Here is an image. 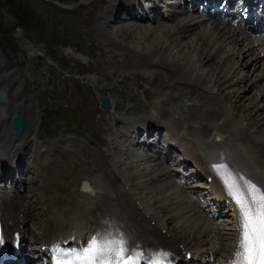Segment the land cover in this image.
I'll use <instances>...</instances> for the list:
<instances>
[{
  "label": "rangeland",
  "instance_id": "1",
  "mask_svg": "<svg viewBox=\"0 0 264 264\" xmlns=\"http://www.w3.org/2000/svg\"><path fill=\"white\" fill-rule=\"evenodd\" d=\"M17 1L25 5L32 16L28 25L22 27L4 6V0H0V83L8 85L9 91L12 92L11 95L16 103V113L26 114L25 109L30 110L32 130L27 141L24 142L25 149L21 148L23 153L29 154L30 157H24L25 160H22L25 169L22 186L15 185L14 180L4 176L0 179V189L7 195L19 196H16L17 200L24 204L28 212L27 226L31 228L33 236L39 238L38 242H32L27 240L26 234L24 240L26 253L35 256L30 262L50 264L51 260L48 257L50 251L43 254L40 252V234L48 226V221L46 222L48 215L44 216L45 212H43L48 206L44 203L48 195L47 182L56 183L58 188L66 186L68 180L66 182L65 179L69 176L63 172L65 167L81 178L96 170L93 163H88L83 149L75 153L76 149L73 148L69 151L65 150V154L60 159L54 157L56 158L54 159L56 161L55 170L48 172L53 163V161L47 162L50 160V154L56 153L58 146L64 148L67 141L71 143V148L75 146L74 143L82 147L84 144L89 145L100 154L104 153V158L105 154L110 156L107 150L112 149L111 157L108 158L113 160L109 163L112 165L110 167L121 171L129 184L126 188H132L139 199L137 203H140V207H144L141 205L143 201L149 205L148 211L153 213V217L158 218L159 222L163 221L162 223L166 226L165 234L167 231L168 234L175 232L190 242H193L195 237L201 239V242L196 241L194 244L200 243L206 248L203 252L205 254L200 255L205 261L211 259L219 245L222 244L221 246L225 248L232 246L236 235L234 214L222 206L215 218L209 216L205 209L211 206L209 202L207 203L210 199H207V194L204 195L206 192L203 194L195 188L196 182L203 178H193L182 184L188 187L192 196H200L201 200L198 202L203 203V206H197V202L191 200L190 195L189 201L184 200L179 203L177 195L171 188L165 186L178 177L163 176L157 166L162 160H152L146 149L132 148L129 145L115 146L113 137L114 134L117 135V132L109 126L116 129L118 125L128 123L124 127L127 128L142 122L161 120L160 115L158 118L154 114L160 106H163L165 115L171 118L172 123L187 121L194 129L196 137L207 133L201 128L202 123L210 120L211 124L213 122L222 124L223 117L217 111H213L218 107L223 109L226 106L225 108L230 111L229 114L237 117L243 124L246 123L244 113L247 109L253 111L248 119L250 117L255 121L263 119L264 122V91L262 90L261 93L258 86L253 87L248 93L243 90L247 86L252 87L253 81L258 82L260 86L262 85L260 81L264 83L263 50H254L250 45L256 38L252 36L244 42H234V39L229 38L222 41L219 46L211 42L199 51L196 34H202L201 25L196 26L192 32L178 36L169 32L166 26L173 24L171 21L159 18L151 21H135L125 18L126 13L123 10L126 6H119L118 15L113 19L108 14L109 10L115 9L112 0ZM147 1L144 0L145 3ZM117 18H119L118 21L114 23L113 21ZM182 18L194 23L201 20L199 14L182 15ZM139 24L149 25L158 31L161 29L165 36L159 38V41L171 45L166 54L168 53L170 57L169 52H172L174 55H188L198 59V62H202L198 67L200 72L209 71V66L203 62L204 53H209L211 57H214V62L210 61V63L213 62L210 65L212 68L228 69L231 67L230 62L233 57L235 64L239 63V66H236L232 72L223 73L225 77H222L219 84L227 81V86L221 88L216 94L212 91L214 94L210 95L203 93V87L187 84L186 77L180 69L165 64L163 60L159 59V64L155 66L129 65L128 52H133L148 60L159 58L147 52V49L156 41L154 36H142L137 28ZM211 24L212 21L208 20L203 23L206 29L210 28ZM258 56L260 60L256 67H251V63L255 62ZM247 77L250 78L248 81L242 80L244 83L240 81ZM206 84L208 88L213 82L208 81L204 85ZM103 88L106 89L104 93L110 95L111 102L116 105L115 107L113 105L108 112L101 109L99 91ZM234 93L246 95L239 101L236 96H230ZM251 98H253V103L250 102ZM184 104H188V107H184ZM255 125L262 133L260 136L264 137V125L258 123ZM83 130L90 132L85 133ZM9 131L13 132L11 125ZM249 131L248 129L246 137L249 136ZM8 137H10L9 134L6 135V139ZM75 137L78 139L74 143L70 142L71 138ZM207 138L197 139L208 141L209 138ZM95 139L104 143L99 145ZM249 143L247 144L249 148L244 147L248 151L246 155L252 154L255 158H259L257 146ZM212 144L213 142H209V146ZM68 147L70 149V146ZM245 150L243 152L236 150V152L246 156ZM7 161L5 163L13 165L11 160ZM41 163L44 166L49 163L47 169H43ZM104 163L107 165V159H104ZM165 164L168 166L167 163ZM4 165V163L1 164L0 168ZM159 172L162 177L158 176ZM189 172V166L182 170L185 176H188ZM20 176L19 173L18 178ZM50 176H54L55 179L52 180ZM181 199L179 197L180 201ZM54 200L56 202V199ZM54 200L49 202L52 209L56 206ZM185 207L187 208L184 210ZM37 211L40 215H37ZM53 213L59 214L55 209ZM199 217L203 220H199ZM195 224L200 230L210 227L211 229L200 235L199 228H193ZM194 230H198L197 235H194ZM217 231L223 233L226 239H219L221 235L216 236ZM206 264H211V262Z\"/></svg>",
  "mask_w": 264,
  "mask_h": 264
},
{
  "label": "bare ground",
  "instance_id": "2",
  "mask_svg": "<svg viewBox=\"0 0 264 264\" xmlns=\"http://www.w3.org/2000/svg\"><path fill=\"white\" fill-rule=\"evenodd\" d=\"M185 1L186 0H176L174 1L172 7L175 8L179 4L185 5L186 4ZM202 1L203 0H199V3L201 5H203ZM225 1L228 2L229 0H225ZM257 1L261 5L264 0H257ZM112 2H113V7H115V9L108 11L110 17L115 19L116 16L118 15V7L126 6L125 10L128 13L127 17L130 20L137 21V18L139 16L138 13L142 8V5L140 3L141 0H130V1L112 0ZM247 2H250V0H245V3ZM153 7L155 10H158L159 8L157 3H154ZM184 12L185 13L188 12V6L185 7ZM182 14L183 13L177 12L174 15L170 16L169 14L162 13L161 19L165 18L168 19V21L173 22V24L166 26L169 28V32L178 36H182L183 34L192 32L195 30L194 28L196 26L201 25L200 28L202 29V34L200 35L196 34V44L198 46L199 51L204 49V47H207L211 42L219 46L222 41L229 38L234 39L233 40L234 42H238V41L243 42L245 39L249 38V36H243L244 34L241 30L231 29L229 23H224L215 20L211 24L210 28L206 29L205 25H203V23H205V18H203L201 21H197V23H194L187 21L186 18L181 19ZM146 18H148V20L150 21V16L146 15ZM118 19L119 18H117V20L115 21L117 22ZM140 19L143 20V18ZM137 28L141 31L142 36L145 37L154 36L156 42L153 43V45H151V47L147 49V52L156 57L158 56L159 58L157 60L156 59L148 60L144 57H141L140 55H137L135 53L133 54V52H128L127 59L129 65L133 66L134 64H136L138 66L144 65L145 67L155 66L159 64L160 62L159 59L163 60L165 64H170L173 67L180 69L181 73L186 77L185 80L187 84H194L195 86L200 88L203 87V91H204L203 93H208L210 95L214 93L216 94V92H219L221 88L227 86L228 83L227 81H224L222 84H219L221 83L220 81L223 79L222 77H225L223 73L226 74L232 72V70H234L236 66H239L238 65L239 63L235 64V59L233 57V59L230 62L232 64L229 63L231 67H229L228 69L220 68L218 70L217 68H212L210 67V65L213 64L214 57H211L209 53L207 54L203 52L205 56L203 62H206L205 64L209 66L208 68L209 71L207 73L200 72L198 67L199 65H201L202 62H198V59H194L192 57H189L188 55H183V56L182 55L179 56L177 54L174 55L172 52H169L170 57L167 55L168 53L166 54V52L171 47V45L161 43L159 41V38L165 36V33L161 31V29L160 31H158L157 29L149 25L147 26L143 24H139ZM251 43H252L251 46H253L252 48L256 50L259 49V47L264 44V41L260 38H257L256 41ZM261 50H263L264 53V46L261 47ZM259 60H260V56H258L256 61L251 63L250 66L256 67ZM210 61L213 62L210 63ZM249 79L250 78L247 77V79L243 78L240 81L244 80V82H246V80L248 81ZM208 81L213 82V84L207 88L206 87L207 84L206 85L204 84L207 83ZM260 83H262L261 86L259 85L258 82L253 81V84L251 85L252 87L249 88L247 86L243 90L244 92L248 93L252 90L253 87L255 88L256 86H258L260 87V92L262 93V90L264 91V83L263 81L262 82L260 81ZM0 89L7 90L10 96V100L8 103L0 104V158L9 155V158L7 160H11L13 161V163L14 160H16L14 165L15 167L13 170L8 169L10 163H6L5 164L6 166L4 165V169H2L3 170L2 175L9 176L11 179L15 180V183L17 185L22 186V184L24 183L22 180L25 176V169L23 165L24 161L22 160L24 159V157H30L29 154L27 153L24 154L22 151V149L23 150L25 149L24 142L27 141L28 139L27 137L30 131L32 130V125H30V110L29 108L25 109L26 114L23 113L21 114L26 119V127L22 137L20 139H16L14 133L15 131L12 126V121L13 118L19 115L20 113L18 114L15 111L16 103L11 95L12 92L9 91L8 85L0 83ZM105 91L106 89L103 88L102 90L99 91L100 93L99 95L101 97L103 95L107 97L109 96L108 98L110 99V95H106V93H104ZM212 91L214 93H212ZM245 95L244 94L237 95L236 93L230 94V96H236L237 100L239 101L243 97H245ZM226 96L228 97V95ZM252 100L253 98L250 99V102L253 103ZM111 104L114 105V107L116 106L114 102L113 103L111 102ZM162 107L163 106L158 107L157 111L154 112V114L157 115V117L159 115L161 116V120L158 119L157 121H152V122L150 121H147L145 123L142 122L141 124H137V125L134 124V126L130 125L127 128H124L125 126H127L128 124L127 122H125L127 124L118 125L116 129H114V127L112 126H109L110 129H113L114 131L117 132L116 133L117 135L114 134L113 137V139L115 138L114 144L117 137L124 134L125 135L124 138H126V140L124 141V144L121 147L131 145L133 144V142H135L137 144L145 143L146 147L150 149V147L157 146L156 143L158 142L154 136L155 130L153 128L157 126H163L165 127L166 130V138L170 142L169 147L172 149L173 148L180 149L185 156V161L191 162L194 166H197V167H192L190 175L192 177L199 176L205 178L204 181L206 182L197 185V187L202 186L204 188H210V191H212L213 193L212 199L219 198L220 200H227L230 203L234 201L226 191V188L223 183L222 173L224 170H221V173L218 174L211 167V165L213 164H226L228 166V170L234 174L235 182L239 184L241 187H244L245 190H246L245 181L250 180L251 177L255 178L254 175L258 177L259 178L258 181L264 185V160H263L264 137L260 136L262 135V133L258 131V126L255 125L257 123L259 125H264V122L263 119H259V120L257 119L256 121L254 118L252 120L251 117L248 119V117L252 116L253 114L252 113L253 111H251V109H247L246 112L244 113V117L246 120L245 124H243L237 117L235 116L233 117L232 114L231 116L229 114L230 112L229 109L225 108L226 106L223 108L224 110L221 108L219 109V107L217 109L216 108L213 109V111H217L218 114L223 117L222 124L219 125L216 124V122H213L211 124L212 121L208 120L209 122H205L201 124V128L207 131L206 133L207 136H205L206 134L203 133L202 136L196 137L194 136L196 135L194 129L190 127L187 121L185 122L182 121L181 123L180 122L172 123L171 118L165 115V112L163 111ZM193 108L196 107L193 106ZM103 111L108 112L107 110H103ZM256 113L258 114V112ZM10 125L12 126V130H13L12 133H10L9 131ZM248 129L250 130L249 131L250 133L249 136L246 137ZM210 133H212V135H209ZM7 134L10 135L8 139H6ZM93 134H95L94 131ZM204 136L206 138L207 137L209 138V139L207 138L208 141H204L207 143L206 149L204 147L198 146L200 144H203V142H201L202 140L200 141L197 138L201 139L203 137L204 139L205 138ZM192 137L194 138L192 139ZM77 139L78 138L76 137L71 138L70 142L74 143L75 140ZM142 139H144V141H142ZM174 140L175 141L177 140L182 147L175 145L173 143ZM66 141L67 139L65 140V142ZM95 141H97L99 145L104 143L96 139ZM209 142H213L212 146H209ZM224 142L227 143V145ZM249 142L261 146L259 150L257 148V151L259 153V158L257 157L255 158L252 154L246 155L248 151H246L245 149L249 148L247 146ZM74 144L75 146L71 148V143H68L67 141L65 144L66 146H64V148L63 147L60 148L58 146L56 154L52 155L49 158L50 160H47V162L49 161V163L50 161H53L52 165H50L51 167L48 172L55 170L56 161H54V159L56 158L60 159V157L63 154H65L64 152L65 150L69 151L73 148L76 149L75 153L80 150L82 151L83 149L85 153L84 156L87 159L88 163L89 164L93 163L96 170L92 173L86 174L84 178H81L80 176L76 175L74 171L65 167L63 172H66L65 175L69 177L65 179V181L67 182L68 180V182L66 186H62V188L56 187V183L53 184L52 181L50 182L48 180L49 181V183L47 182L48 195L44 200L45 205L48 206H47V210L43 211L45 212L44 216L48 215L46 218V222L48 221V226H46V228L40 234L41 236L40 242H42L41 244L43 245L42 247L50 248V241H55L57 243L63 242V244H65V242H69L75 237L78 238L79 240L78 243L79 242L81 243L80 247L87 246L88 239H90L93 235H95L97 232L107 231L110 233L111 232L123 233L125 238L129 242L128 247L132 249V253L133 254L137 252L143 253V259H142L143 264H148L149 260L160 259L158 255L159 253L168 254L167 256L164 257L165 260L173 259L175 257H180V256L185 257L184 255L190 252L192 253V255H189V257L187 258H191L192 256H199V253L203 254L202 251H204L206 248L200 243L194 244V242L196 241L201 242V239H197L195 237V240L192 239L193 242H190V240L188 241V239L184 238V236H178V233L175 232H173L172 234L171 233L168 234L167 231V234H165L164 230L167 229L166 226H164V224L162 223L163 221L159 222L158 218L153 217L154 216L153 213L148 211L149 205L145 204V202L143 201L141 205H144V207L143 208L140 207L139 205L140 203H137L139 199L136 196V194L133 192L132 188L130 189L126 188L127 185L129 184H127L126 179L122 175L121 171H119V169L117 168L113 169L110 167L111 164L109 163L113 162V160L108 158L111 157L112 149L111 151L107 150L108 152H110V156H107V154H105L107 157L105 156L104 158L103 157L104 153L100 154V152L90 147L89 145L84 144V146L82 147L79 144L76 143ZM68 146H70V149ZM115 146L119 147V145H115ZM218 146H226V148L230 146V148H232V150L234 149L235 153L238 155L240 162L235 164L228 160H223L220 159L219 157H215L214 154H211L212 153L211 149H213V147H218ZM201 149L205 151V153H202ZM236 150L237 151L242 150V152L243 150H245L246 156H244L243 154H238ZM223 154L224 152L221 153V155ZM149 157H151L152 160H155L157 156L149 154ZM104 159H107L108 166L105 165ZM170 160H172V157L167 154L166 157L164 158V161L161 162L159 165H157L159 168L158 171H160L163 174V176L171 174V171L169 170L168 166H166V164L164 165V163H167L168 165ZM49 163L47 165H49ZM162 164L164 166H161ZM47 165L44 166V164L41 163L43 169L44 168L47 169ZM237 165L239 167H237ZM251 170L255 174H253L250 177H246L244 172L248 173ZM160 172L158 173V176L162 177L160 175ZM19 173L21 174V176L19 178H16V176ZM51 178L52 180L55 179L54 176H52ZM207 181H210L211 183H208ZM84 182H88L90 186L83 188ZM165 186L171 188L173 193L177 195L176 197L178 198L177 201H179V203H182L184 200L189 201L190 199L194 201H198L196 197L192 198L189 191H187L186 187L183 188L179 184V181H170ZM189 195L191 196L190 199H189ZM16 196L18 195L10 196L0 192V231L2 233L1 235L3 236V242H6V244L8 245L11 243L12 240H16L18 237H21V239L25 238L26 234L31 236L29 237L30 241L38 242L39 238L33 236V233L31 232V228L27 226L28 212H26V208H24V204L22 202H19ZM179 197L182 198L181 201L179 200ZM54 199H56V202ZM52 200H54V203L56 204V206H54L53 209L50 205L51 203L50 201ZM197 206H200V203H197ZM186 208L187 207H185L184 210ZM54 209L57 212H59V214L55 215L53 213ZM230 210H233L237 223H240L239 212L236 211L235 206L230 208ZM28 211L29 213H31L30 210ZM36 213L37 215H40V212L37 211ZM201 218L203 217L201 216ZM201 218L199 217V220H203ZM197 224L193 226L194 229L199 228ZM210 229L211 227L208 229L203 228L201 230L199 228L198 230L200 235H202L204 233H207ZM196 231L195 230L193 231L194 235L198 234ZM87 234L89 235V237L84 238V235ZM217 234L221 235L219 239L222 238L226 239L223 233H218L217 231L216 236ZM191 236H193V234ZM238 239H239V225L235 237V244L229 246L228 248H225V246H221L222 245L221 244L219 245L218 249L214 251L213 257H214V261L216 262L215 264H229V261L233 259L234 253L237 249ZM160 247L164 249L162 252L158 250ZM55 253H59V252L55 251ZM23 257H25V255ZM26 257L30 258L32 256L27 255ZM19 260H21V257L18 260L13 259L12 261H7L5 262V264H18V262H20ZM192 264H197V263H192Z\"/></svg>",
  "mask_w": 264,
  "mask_h": 264
},
{
  "label": "snow or ice",
  "instance_id": "3",
  "mask_svg": "<svg viewBox=\"0 0 264 264\" xmlns=\"http://www.w3.org/2000/svg\"><path fill=\"white\" fill-rule=\"evenodd\" d=\"M218 174L223 171V183L239 210V239L233 259L229 264H264V189L252 181H245L246 190L231 178L226 164H213ZM0 242L3 236L0 235ZM123 233L97 232L87 241V246L76 250L59 249L53 264H139L143 253H132ZM148 264H167V253Z\"/></svg>",
  "mask_w": 264,
  "mask_h": 264
},
{
  "label": "trees",
  "instance_id": "4",
  "mask_svg": "<svg viewBox=\"0 0 264 264\" xmlns=\"http://www.w3.org/2000/svg\"><path fill=\"white\" fill-rule=\"evenodd\" d=\"M4 6L18 21V25L26 27L31 19L30 10L17 0H4ZM8 35L6 36V38Z\"/></svg>",
  "mask_w": 264,
  "mask_h": 264
},
{
  "label": "water",
  "instance_id": "5",
  "mask_svg": "<svg viewBox=\"0 0 264 264\" xmlns=\"http://www.w3.org/2000/svg\"><path fill=\"white\" fill-rule=\"evenodd\" d=\"M9 101V95L6 91L0 89V103L5 104ZM103 108H110V102L107 98L103 99ZM26 120L24 116L18 115L13 118V126L15 129V137L19 139L25 130Z\"/></svg>",
  "mask_w": 264,
  "mask_h": 264
}]
</instances>
